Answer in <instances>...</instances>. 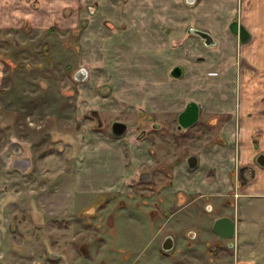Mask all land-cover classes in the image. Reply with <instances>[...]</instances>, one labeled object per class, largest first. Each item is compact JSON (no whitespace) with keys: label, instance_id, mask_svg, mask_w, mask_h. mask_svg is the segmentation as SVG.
<instances>
[{"label":"rangeland","instance_id":"1","mask_svg":"<svg viewBox=\"0 0 264 264\" xmlns=\"http://www.w3.org/2000/svg\"><path fill=\"white\" fill-rule=\"evenodd\" d=\"M13 1L20 3L13 12L0 5V264H264V199L232 198L231 214L246 209L252 226L243 242L238 231L231 247L211 231L231 195L210 199L211 212L187 214L164 192L170 166L199 152V139H216L206 117L199 129L179 131L175 115L156 114L161 128L147 133L156 160L149 174L139 183L131 178L123 191L85 192L113 180L100 149L85 137L115 140L114 121L126 123L131 136L134 96L153 92L140 91L149 88L141 71L149 55L138 56L133 0ZM23 1L38 13L34 20L20 18ZM121 13L129 15L123 22ZM170 89L180 94L179 82ZM75 169L78 192L69 194ZM170 234L176 245L166 252L161 244Z\"/></svg>","mask_w":264,"mask_h":264},{"label":"crops","instance_id":"2","mask_svg":"<svg viewBox=\"0 0 264 264\" xmlns=\"http://www.w3.org/2000/svg\"><path fill=\"white\" fill-rule=\"evenodd\" d=\"M132 2L137 12L131 15V30L141 42L138 56L144 60L143 55H149V59L143 61L145 66L141 68L142 75H145L142 79L150 82L144 86L149 88H141L140 91L154 93H138L134 96L133 112L137 125L131 136L130 132L126 133V129L125 135L118 136L115 140L106 135L90 134L85 137L86 143L94 141L92 144L100 149L101 158L103 160L105 157L104 162L107 163L106 171H110V177H113L110 183L101 187L92 186L94 188L90 187L85 192L96 194L103 193L100 190H107V193H112L121 187L120 190L123 191V187L130 183L131 178H138L145 172L149 174L147 168L156 160L147 133H154L161 128L154 117L159 113L177 117L189 101H194L199 105V116L197 123L189 128L199 129L198 123L206 117L204 124L213 130L216 139L209 143L199 139L200 151L193 153L198 157L195 169L187 168L185 158L171 163L173 166H170L168 187L164 192L172 197L175 195L176 203H181L177 212L186 209L187 214L194 213L195 210L196 213H207L210 207L213 208L210 199L231 195L230 201L228 199L230 203L234 189L238 194L236 199H264V0ZM1 4L5 11L13 12L12 6L19 8L15 4L20 3L7 0ZM24 4L20 9H25L28 13L20 15V18L26 20L23 16H29L28 19L34 20V17H37L35 14L38 13L32 7H26L28 2ZM42 9L45 10L44 7ZM117 16L123 22L129 15L121 13ZM234 21L247 30L249 36L246 41H240L231 31L230 25ZM192 30L209 33L215 41L214 44L205 45ZM123 32L122 30L119 34L123 35ZM117 59L119 62L120 58ZM175 66L181 68L179 77L171 75ZM165 68L168 69L167 78ZM87 71L84 70L86 78L82 79L83 81L88 78ZM173 80L179 82L180 94H173L170 89ZM160 87L162 88L159 89ZM143 130L146 136L137 138L138 132ZM102 160L100 167L105 166V163L101 165ZM75 165L77 166L76 163ZM236 166L239 169L238 179L234 176ZM75 170L74 189L69 190V194L78 192V173L77 169ZM98 170L97 167L95 172ZM197 204L200 206L197 207ZM220 207L228 212L219 216L229 215L235 219L236 233L239 231V240L243 242V239L248 238L249 226H252L248 221L249 211L240 210L239 206L237 209L234 207L231 214L230 205L224 203ZM149 210L151 213L155 208L150 207ZM199 219L204 224L205 214ZM147 221L149 225L154 223L155 226V218L152 215ZM197 237L198 233L196 235L191 232V241ZM175 238L176 236L173 237L172 249L176 245ZM237 243L235 242V245H238ZM245 245H249L247 241L244 247Z\"/></svg>","mask_w":264,"mask_h":264},{"label":"water","instance_id":"3","mask_svg":"<svg viewBox=\"0 0 264 264\" xmlns=\"http://www.w3.org/2000/svg\"><path fill=\"white\" fill-rule=\"evenodd\" d=\"M231 31L238 36L240 41H246L248 39V32L238 22L234 21L230 25ZM193 33L198 35L203 41L204 44L209 46L214 44L213 37L201 30H192ZM181 74V68L176 66L172 69L171 75L173 77H179ZM81 80L84 79L82 76L79 77ZM199 116V105L194 101H189L184 109L178 114V129L188 128L195 124ZM127 129V124L122 121H114L111 125V131L115 136H121L125 133ZM188 167L193 169L197 165V159L195 156H190L187 159ZM212 229L219 236V238L230 239L235 234V223L232 218L228 216H221L214 220ZM161 248L163 251H170L173 248V239L171 236H167L162 242Z\"/></svg>","mask_w":264,"mask_h":264},{"label":"flooded vegetation","instance_id":"4","mask_svg":"<svg viewBox=\"0 0 264 264\" xmlns=\"http://www.w3.org/2000/svg\"><path fill=\"white\" fill-rule=\"evenodd\" d=\"M177 117H178V115H177ZM177 117H176V119H177ZM113 123V122H112ZM112 125V124H111ZM193 125H195V124H193ZM192 125V126H193ZM192 126H190V127H192ZM189 128V127H188ZM176 129H178V121H177V125H176ZM181 129H187V128H181ZM181 129H179V130H181ZM126 132V131H125ZM137 136V138L139 137V138H143L144 136H146V133H145V131L143 130V131H140V132H138V134L136 135ZM151 143H152V141H151ZM190 156H195L196 157V159H197V162H198V157L195 155V154H190V155H187L186 157H185V162H186V166H187V168L188 169H190L189 167H188V163H187V159L190 157ZM236 160V163H237V158H235ZM196 167H197V165H196ZM195 167V168H196ZM195 168H193V169H195ZM193 169H190V170H193ZM234 176H235V179H238V177H239V175H238V172H239V169H238V167L236 166L235 168H234ZM146 174V173H145ZM144 175V174H143ZM141 177H142V175H140L139 177H138V183L139 182H141L142 180H141ZM241 178V177H240ZM149 179L150 178H148V179H146L147 181H149ZM238 197V194H237V192L235 191V189L232 191V198L235 200L236 198ZM225 204H227V205H230V203L228 202V201H226V203ZM213 210V208L212 207H210V210L208 211V212H211ZM219 217H221V216H219ZM228 217H230V216H228ZM216 218H218V217H216ZM215 218V219H216ZM230 218H232L233 219V221H234V223H235V219L233 218V217H230ZM214 219V220H215ZM213 223H214V221H213ZM213 223H212V225H211V231H212V233L216 236V239L217 240H225L226 241V244H228L229 246H235V240H234V237L236 236V225H235V234H234V236L232 237V238H230V239H222V238H219V236L214 232V230L212 229V226H213ZM168 236H171L172 237V239H173V237H174V235L172 236L171 234L170 235H168ZM167 237V236H166ZM165 237V238H166ZM164 238V239H165ZM164 239H163V241H164ZM162 241V242H163ZM162 245V244H161ZM213 251H215L214 249H213Z\"/></svg>","mask_w":264,"mask_h":264}]
</instances>
